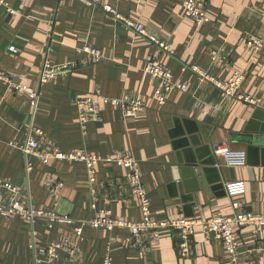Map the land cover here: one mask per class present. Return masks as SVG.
Returning <instances> with one entry per match:
<instances>
[{"label": "crops", "instance_id": "1", "mask_svg": "<svg viewBox=\"0 0 264 264\" xmlns=\"http://www.w3.org/2000/svg\"><path fill=\"white\" fill-rule=\"evenodd\" d=\"M204 23L195 27L183 17L182 0H101L119 14L143 26L148 35L169 45L170 53H158L175 80L181 79L188 92L173 91L163 106L151 100L155 83L145 73L154 47L143 35L134 33L103 13L78 0H6L17 15L0 9V70L24 77L25 86L36 89L35 106L25 94H14L0 83V181L23 189L34 209H52L75 221H87L99 211L114 218L137 221L138 201L124 184V171L111 164L96 168L97 185L91 196L85 166L50 160L47 164L28 158L32 169L25 171L20 151L9 147L24 141L30 126L38 128L44 148L62 152L84 150L113 156L118 151L133 157L142 174L154 220L179 217H231V203L246 211H264V54L251 52L246 39L264 37V0H205ZM99 51V62L75 49ZM15 52H12L10 48ZM223 50L227 66L211 64L212 51ZM44 61L73 63L68 75L39 84ZM198 66L219 81L233 71L245 75L242 93L260 100V107L236 101L223 102L217 89L200 82L190 70ZM99 92L109 98L124 93L139 95L147 105L143 116L124 121L116 107L102 105L100 121L90 122L84 132L78 126L72 100ZM259 134V135H258ZM243 151L246 166L229 168L215 147ZM216 164L219 165L216 166ZM50 176L63 183L57 206L43 187ZM32 231L35 233L32 238ZM246 264H264V227L235 230ZM75 243L78 254L70 260L59 253L53 261L36 249L63 239ZM194 252L185 261L177 256L176 238L163 232L156 246L139 255L124 229L83 228L77 241L73 226L47 228L43 220L0 219V264H102L106 253L113 264H229L228 255L212 235L196 231Z\"/></svg>", "mask_w": 264, "mask_h": 264}, {"label": "built area", "instance_id": "2", "mask_svg": "<svg viewBox=\"0 0 264 264\" xmlns=\"http://www.w3.org/2000/svg\"><path fill=\"white\" fill-rule=\"evenodd\" d=\"M83 5L101 10L103 13L118 22L122 27L143 35L147 41L154 47V55L145 66V73L155 83L151 100L158 106L166 104L169 96L173 91L182 93L188 92L187 84L181 80H175L170 70L157 60L158 53H170L169 45L160 41L154 36L148 35L143 26L134 23L128 18L119 14L110 5L102 4L101 0H78ZM12 16L17 12L8 6L6 0H0V9ZM183 17L192 22L195 27L204 23L206 17L205 0H182ZM246 47L251 52H262L264 54V37L250 35L246 39ZM10 50L15 52L11 47ZM76 52H82L89 55V61L96 63L101 61L102 57L99 51L82 47L75 49ZM223 50L212 51L211 64L213 66H227L225 58L222 56ZM74 68L73 63L52 64L44 61L39 75V84H46L50 81L68 75ZM190 70L200 82H205L218 90L220 100L223 102L236 101L252 107H260V100L242 93V85L245 75L241 71H233L226 81H219L207 71L198 66L182 68V72ZM24 77L12 72L0 70V83L6 87V90L14 94H25L30 98L31 105L35 106L38 99L36 89L23 84ZM72 103L75 108L78 126L84 132L86 125L90 122L100 121V107L109 105L116 107L124 121L136 119L143 116L146 112L147 105L139 95L124 93L120 98H109L101 95L99 92L88 97L74 98ZM42 132L33 126H30L27 137L20 142L13 139L9 142V147L20 151L25 161V171L28 173L32 169V164L28 158L47 164L50 160H58L71 163H82L85 166L87 183L90 187V194L93 196L95 185H97L96 168L101 163H107L121 168L124 171V184L130 194L138 201L140 218L137 221H125L114 218L109 211H99L92 215L87 221H75L68 216L59 215L54 208L52 209H34L30 206L28 196L23 189L9 181H0V219L5 222L11 220H20L33 225L38 220H43L45 226L49 229L55 225L73 226V234L77 241L83 239V228L105 229H124L128 232L131 245L136 248L139 255H148L154 246L159 242L161 234L165 231L171 232L176 238L177 256L181 261H185L193 255L194 245L193 236L196 231L205 235H212L221 243L224 251L228 255L229 264H246L243 261L244 252L240 249L236 229L249 227L254 232L264 227V211L261 213H251L245 210L244 205L238 202H232V209L235 211L231 217H222L214 215L211 217H179L170 220H154L151 217L150 200L142 183V174L138 163L133 157L118 151L113 156L102 157L101 155L87 153L84 150H75L71 152H62L59 149L44 148L41 146L38 138ZM214 154L221 157L223 165L229 168L246 166V154L243 151H229L216 147ZM216 166L219 167L218 164ZM43 187L48 191L50 197L57 206L60 198V192L64 188L63 183L54 180L48 176ZM35 233L32 231V238ZM34 252L43 255L46 261H53L61 253L68 259L72 260L78 254V248L75 243L63 239L59 242L53 241L43 248L36 249L35 244H31ZM102 264H113L109 253H106Z\"/></svg>", "mask_w": 264, "mask_h": 264}, {"label": "water", "instance_id": "3", "mask_svg": "<svg viewBox=\"0 0 264 264\" xmlns=\"http://www.w3.org/2000/svg\"><path fill=\"white\" fill-rule=\"evenodd\" d=\"M254 119H260L261 121H263L264 122V114L262 113V112H255V114H254ZM247 130H249V131H256V130H258V131H260L261 133H262V135L264 136V125L260 128V129H256V128H251V126H248V129ZM259 135V134H258ZM216 148V147H215ZM29 201H27V203H28Z\"/></svg>", "mask_w": 264, "mask_h": 264}]
</instances>
